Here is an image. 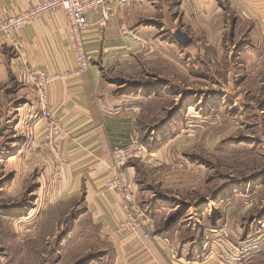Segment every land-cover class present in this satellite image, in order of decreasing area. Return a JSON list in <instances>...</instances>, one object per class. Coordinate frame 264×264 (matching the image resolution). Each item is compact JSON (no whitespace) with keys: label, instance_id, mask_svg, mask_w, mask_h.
Instances as JSON below:
<instances>
[{"label":"rangeland","instance_id":"1","mask_svg":"<svg viewBox=\"0 0 264 264\" xmlns=\"http://www.w3.org/2000/svg\"><path fill=\"white\" fill-rule=\"evenodd\" d=\"M228 23L183 30L185 45L175 26L158 33L173 42L171 68L119 82L127 96L149 99L141 143L150 154L128 168L151 228L178 230L189 257L220 246L232 264H264V55L249 31ZM2 84L0 264H116L87 191L61 193L56 158L42 155L33 129L24 134L34 124L19 102L26 83Z\"/></svg>","mask_w":264,"mask_h":264},{"label":"crops","instance_id":"2","mask_svg":"<svg viewBox=\"0 0 264 264\" xmlns=\"http://www.w3.org/2000/svg\"><path fill=\"white\" fill-rule=\"evenodd\" d=\"M39 1L0 0V10L7 16L16 15ZM179 4L183 12L177 13ZM87 16L88 26L82 36L85 53L91 59L89 70L56 81L48 91L51 109L69 127L68 138L60 144L65 163L54 166L61 193L70 196L87 191L95 218L114 240L116 264H232L220 246L202 258L189 257L192 250L183 243L178 230L172 233L151 228L150 238H144L142 231L119 236L115 231L123 218L121 200L105 188L104 182L111 172L113 150L135 138L144 143L142 127L148 120L149 99L142 103L139 95L136 99L127 96L119 82L149 71L164 76L173 64V42L158 33L172 26L182 32H221L235 19L238 27L251 33L252 42L264 55V0H111ZM76 66L75 40L62 10L26 25L17 33L15 44L0 37L2 85L12 79L23 80L22 75L30 68L63 72ZM23 82L26 85L19 89V102L25 104V119L34 122L24 128V134L33 129V134L40 136L43 127L37 93L30 83ZM44 152L42 155H54ZM128 173L137 187V171Z\"/></svg>","mask_w":264,"mask_h":264},{"label":"built area","instance_id":"3","mask_svg":"<svg viewBox=\"0 0 264 264\" xmlns=\"http://www.w3.org/2000/svg\"><path fill=\"white\" fill-rule=\"evenodd\" d=\"M111 0H42L35 3L28 10L16 15H4L0 10V37L9 43H16L17 33L26 25L33 23L45 14L64 11L68 17L73 37L77 66L74 70L63 72H49L42 69L30 68L22 75L23 80L30 83L36 90L38 110L42 133L39 136L38 146L50 150L57 160V165L65 163L66 155L60 149L62 141L69 136V127L58 117L49 104V88L60 79H66L74 73L86 72L91 66V59L84 50L83 32L88 26V13ZM34 135V134H33ZM36 137V135H34ZM33 137L32 140L35 139ZM37 139V137H36ZM31 140V142H32ZM150 151L138 138L124 147H117L112 152L111 172L105 179V188L119 196L123 218L116 228L119 236L139 234L142 231L144 238L151 237V219L140 208L137 202V189L127 168L131 161L149 157Z\"/></svg>","mask_w":264,"mask_h":264},{"label":"water","instance_id":"4","mask_svg":"<svg viewBox=\"0 0 264 264\" xmlns=\"http://www.w3.org/2000/svg\"><path fill=\"white\" fill-rule=\"evenodd\" d=\"M178 39H179V41H181V43H183L184 45H185V44H188V43H190V42L192 41V38L188 37L185 33H182V32H180V33L178 34Z\"/></svg>","mask_w":264,"mask_h":264},{"label":"trees","instance_id":"5","mask_svg":"<svg viewBox=\"0 0 264 264\" xmlns=\"http://www.w3.org/2000/svg\"><path fill=\"white\" fill-rule=\"evenodd\" d=\"M146 140H148V139H146Z\"/></svg>","mask_w":264,"mask_h":264}]
</instances>
